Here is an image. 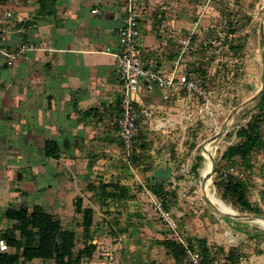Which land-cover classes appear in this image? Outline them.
<instances>
[{
  "label": "rangeland",
  "instance_id": "obj_1",
  "mask_svg": "<svg viewBox=\"0 0 264 264\" xmlns=\"http://www.w3.org/2000/svg\"><path fill=\"white\" fill-rule=\"evenodd\" d=\"M152 1L138 0L141 14L146 15L147 11L151 12L154 8L161 7L159 3L153 4ZM208 1L165 0L163 3V6L171 7V11L168 9L169 13H164V15H168L165 18L166 21L175 20V22L171 25L166 24L161 38L167 39L168 37L175 40L171 42L173 43L171 45L173 53L174 51L180 52L182 41L185 39L184 32L178 29L177 24L189 22L190 25L192 24L187 32V35L193 32L192 48L183 60L182 71L192 75L194 70H197V74H193L202 82L206 95L190 96L186 90L178 89L172 91V95L168 99H164L163 92L157 85L154 86L152 92L145 93V106L139 108V132L146 134L150 144L147 163H141L138 167L134 166L130 176L125 172L124 175L119 173V167L124 166L123 163L127 156L124 154L125 148L120 138L117 140L118 136L115 137L114 156L110 160L106 157L107 163L102 158L99 149L94 153L96 155L91 156L92 162H95L92 173L89 172L86 165L90 158V156L87 158L86 154L90 150V143L83 146L80 158L70 153V157L66 159L64 186H70V188L74 186L75 191L67 190L64 206L60 204L56 208V205L50 204L51 208L46 207V209L60 218L66 228L74 230L78 236H81L79 217L75 212L76 199L83 197L84 205L94 208L93 242L99 248L91 259L85 258L83 264L92 262H94L93 264L97 262L107 264L108 253L119 241L118 254L124 264H147L148 260L152 259L157 264H177L166 254V250L162 246L155 243V238H152L157 234L154 230L168 227H166V221L156 211L154 200L144 187L146 169L150 173L152 166L166 162L174 169V174L167 183V187L177 193V204L171 209L177 226H179L178 222L186 223L193 216L206 215L210 221L207 225H202L198 232L211 239V243L209 242L211 245L235 246L238 248L240 264H264V226L256 220L242 221L231 218L240 223L226 221V216L217 212L206 201L200 190L203 180L202 170L207 163L203 150L204 144H207L206 142L210 138L220 132L235 108L240 107L243 102L261 89L263 69L260 26L264 18V0H211L210 4ZM176 4L177 6H175ZM208 5L214 6L209 9V12ZM99 9L103 10V8ZM103 12L101 16L107 14L106 10ZM117 32H119V28ZM212 40H221L222 44L217 47L212 46L211 50L210 42ZM168 47L170 48V45H167ZM172 52L167 53V56L157 63L153 61V65L165 73H169L174 66V60L170 57ZM122 93L123 86L121 84V96ZM151 95L155 101L152 99L149 102L148 97ZM258 97L240 107L218 138L209 143L211 153L216 161L210 188L214 189L217 197L221 199L222 191L218 189L216 182L220 179L219 174L233 164L231 160L222 158V155L228 146L237 143V130L252 120V117L259 112L262 102ZM144 109L148 110L149 115L144 114ZM109 117L115 130V125H118L119 113L116 112L113 118L112 115L107 116V118ZM15 130L17 129L15 128ZM0 135L9 136L11 135L10 130L0 128ZM15 137L8 143L6 142L10 147H17L16 151L19 155L14 163L11 162L9 169L11 171L9 178L14 186H5L4 183H1L0 198H7L11 205L17 207L19 204L30 206L34 201L49 202L50 198L47 199L45 189L46 186H51L54 182L52 179L50 181L52 183H49L46 173H44L45 161L42 160L41 155L42 144L34 142L27 146L23 135ZM29 150L34 152V159L24 158V154ZM4 153V151L0 152V171L1 167L5 166ZM252 164L251 172L247 177L246 174L242 177L246 178L248 183L250 201L260 207L261 214L264 216V150L253 154ZM236 165L239 170L244 169L243 164L238 162ZM24 179L27 183H31V186H26L24 182L21 184L20 182ZM104 179L110 181L120 179V182L123 181L130 185L131 191L135 195L133 202H141L144 205H140L142 206L141 211L149 219L148 224L141 223L138 229H130L128 233L116 229L115 221H113V226H109L107 223L111 220L109 211L111 208H115L116 214L121 218L120 222H123L121 228H125L128 208L126 203L112 204L108 209L100 207L96 201L95 191L88 185L91 182L97 183ZM56 180L54 179V181ZM52 186L56 191L57 183ZM22 191H25L27 196ZM29 194H32V198ZM50 194H54V191L51 190ZM129 203L127 202V204ZM226 203L236 210V214H254L243 212L231 203ZM8 206L0 204V234L12 226L11 221L4 215V210ZM179 229H183L182 226ZM218 241L220 244L217 243ZM82 243L83 241L80 240L77 248L82 247ZM32 264L54 263L50 260H35Z\"/></svg>",
  "mask_w": 264,
  "mask_h": 264
},
{
  "label": "crops",
  "instance_id": "obj_2",
  "mask_svg": "<svg viewBox=\"0 0 264 264\" xmlns=\"http://www.w3.org/2000/svg\"><path fill=\"white\" fill-rule=\"evenodd\" d=\"M124 2L125 0H0V27L8 32L9 46H15L21 41H32L44 46L43 50L31 52L29 59L25 61L4 65L0 73V128L9 129L11 134L0 135V152H5L0 185L4 183L5 186H14L9 178V169L11 162L14 163L19 155L17 147H10L6 142L21 135L27 146L34 142L42 144L41 155L45 161L43 167L46 179L49 183H57L56 191L52 186L54 183L46 186L49 202L34 201L32 205L39 203L47 208H51L50 204L56 205V208L60 204L64 206L67 190L75 191L74 186H64L66 159L71 154L80 158L85 144L90 143V150L86 152L87 158L90 156L88 162L98 149L106 160L105 163L106 157L110 160L114 156L115 137L118 136L117 140L120 138L118 125H115L114 130L110 117L107 116L112 115L113 118L116 112L119 116L121 113V82L116 70V54L120 50L117 31L123 22ZM152 3H159L161 7L147 11L146 15L142 14L140 26L143 31L144 56L157 63L169 54L167 45L175 41L167 36V39L161 38L166 24L171 25L175 20L165 19L162 23L157 21L154 11L169 13L171 7L163 6L165 0H153ZM210 3L211 0L208 1ZM93 8H103L107 14L101 16L104 13L102 9L101 14H93ZM212 8L213 5L209 6L208 12ZM4 11H10L12 17L4 18ZM167 16L165 14V18ZM191 25L190 22L177 24L185 36ZM145 97L144 94V104ZM152 99L155 101L152 95L148 97L149 102ZM48 138L56 139L62 145L59 159L44 156L43 148ZM24 158L34 159V152L27 151ZM173 174L172 167V176ZM23 182L26 186H31L26 179L20 183ZM51 190L54 194H50ZM22 193L26 195L25 191ZM9 202L5 197L0 198L1 206H10ZM160 236L162 235H156ZM208 240L211 243V239ZM217 243L220 244L219 241Z\"/></svg>",
  "mask_w": 264,
  "mask_h": 264
},
{
  "label": "trees",
  "instance_id": "obj_3",
  "mask_svg": "<svg viewBox=\"0 0 264 264\" xmlns=\"http://www.w3.org/2000/svg\"><path fill=\"white\" fill-rule=\"evenodd\" d=\"M93 9L91 10L92 13L96 14ZM154 12H156V20L162 23L165 20L163 11L155 10ZM171 45L170 48H166L170 53L172 52ZM178 55L179 51H174L170 57L176 59ZM196 72L197 70H194L193 73L196 75ZM193 73L192 76H195ZM258 99L262 102L259 112L252 117V120L237 130V143L228 146L222 155V158L231 160L233 164L230 166L237 168L236 163L243 164L244 169L240 170L244 172V175L246 174V177L253 167V154L264 150V92L260 94ZM149 145L146 134L139 132L135 138L132 152L129 156L126 155L125 159H127L123 163L124 166L119 167V173L124 175L125 172L126 175L130 176L134 166L138 167L141 163H147ZM43 151L45 157L59 159L62 145L56 139L48 138L45 141ZM159 165L152 166L150 173L146 169L144 187L162 199L167 210H171L177 204V193L167 187L170 180L161 184L151 178L152 172ZM87 167L90 173L94 171L95 164L91 159ZM223 172L224 170L219 174L220 179L216 182L218 189L222 191V200L240 208L243 212L262 215L260 207L257 204L254 205L249 199V186L246 178L232 174L225 176ZM88 186L95 191L96 201L101 208L108 209L112 204L126 203L128 208L126 211L128 215L125 218L126 227L121 228L123 222H120L121 218L116 214L115 208H111L109 211L111 213V220L107 222L109 226H113V221H115L116 229L128 233L130 229H138L141 223L148 224L149 219L141 211V207L144 205L141 202H133L135 195L132 193L129 184L120 182V179L114 181L104 179L97 183L91 182ZM127 202L130 203L127 204ZM75 212L79 217L81 236H78L74 230L66 228L61 219L55 216L53 212L48 211L42 204L8 206L4 210V215L11 221L12 226L0 235L6 239L9 249L0 251V264H32L35 260H50L54 264H83L85 258L91 259L99 248L93 242L95 210L92 206H85L83 197H79L75 202ZM225 220L230 223H240L230 217H225ZM208 221L210 220L206 215H202V217L193 216L186 223L178 222V227L181 228L182 226L183 229L181 230L184 234L186 233V238L190 244L198 246L203 255L204 264H240L238 248L211 245L206 235L202 236L198 232L199 228L202 225H207ZM166 227L168 228L154 230L157 234L162 235L156 237V234L155 237H152L155 238V243L162 246L166 250V254L174 259L177 264H189L183 261L186 254L185 247L171 236L172 231L169 226L166 225ZM80 240L83 241V246L77 248ZM147 264H157V262L152 259L148 260Z\"/></svg>",
  "mask_w": 264,
  "mask_h": 264
},
{
  "label": "built area",
  "instance_id": "obj_4",
  "mask_svg": "<svg viewBox=\"0 0 264 264\" xmlns=\"http://www.w3.org/2000/svg\"><path fill=\"white\" fill-rule=\"evenodd\" d=\"M96 14H101L99 8L93 9ZM123 22L119 26L118 41L120 50L116 54V70L123 86V93L120 99L121 114L117 121L118 134L125 148V154L129 156L134 148L135 138L139 135V108L145 106L143 95L145 92H152L157 85L163 92V98L168 99L172 91L184 89L190 96H205L206 91L202 82L189 73L182 71L183 60L192 48L193 32L185 36L182 41V49L178 57L174 60L173 69L165 73L158 67H155L151 61L145 58V47L142 43L143 31L140 26L141 12L138 6V0H125L122 6ZM4 18L12 17L10 11L2 13ZM221 40H212L210 49L220 46ZM44 46L32 41L18 42L15 46L8 44V32L0 27V73L4 65H13L29 59L30 53L37 50H43ZM1 83V80H0ZM145 115H149L148 110H143ZM225 176L232 174L243 176L244 172L234 166L224 170ZM152 200L155 203V209L166 221L171 229V236L180 242L186 249L183 258L184 263L204 264L203 255L197 245L188 242L186 235L177 226L176 219L172 211L167 210L163 200L155 196L151 191ZM120 241L108 253L107 264H124L118 254ZM8 243L0 235V251H7Z\"/></svg>",
  "mask_w": 264,
  "mask_h": 264
},
{
  "label": "water",
  "instance_id": "obj_5",
  "mask_svg": "<svg viewBox=\"0 0 264 264\" xmlns=\"http://www.w3.org/2000/svg\"><path fill=\"white\" fill-rule=\"evenodd\" d=\"M260 37H261V43H262V69H263V74H262V86L261 89L251 98H249L248 100H246L245 102H243L240 107L246 105L247 103H249L250 101L254 100L256 97H258L263 91H264V18L261 22V26H260ZM237 107L235 108L232 113L228 116L226 122L224 123V125L222 126L220 132L218 134H216L215 136H213L212 138H210L206 143H210L212 141H214L215 139L218 138V136L220 135V133L223 131V129L225 128V126L227 125V123L231 120L232 116L237 112V110L240 108ZM203 150L206 152L208 151L206 144H204L203 146ZM209 152V151H208ZM210 159H211V165H212V172L209 175L203 176V180L201 182V185L203 187H206V183L208 179H211L213 174L215 173V166H216V161L215 158L213 156L212 153H210ZM172 177V166L171 165H167V166H159L157 168L154 169L151 178L157 182V183H161L163 184L165 181L170 180ZM206 201L212 206L214 207L217 212L221 213L222 215L226 216V217H230V218H234L237 220H264V216L260 215V214H229V213H224L222 212L214 203L211 199L205 197Z\"/></svg>",
  "mask_w": 264,
  "mask_h": 264
},
{
  "label": "bare ground",
  "instance_id": "obj_6",
  "mask_svg": "<svg viewBox=\"0 0 264 264\" xmlns=\"http://www.w3.org/2000/svg\"><path fill=\"white\" fill-rule=\"evenodd\" d=\"M206 147L208 149V151H204L205 152V156L207 159V163L204 166V169L202 170V174L203 176L209 175L212 172V165H211V159H210V146L207 143ZM211 179L207 180L206 183V187L201 186V193L204 197H207L209 199H211L213 201V203L224 213H229V214H236V210H234L230 205L226 204L221 198L217 197L216 192L214 191V189H211ZM257 222H259L262 226H264V220H256Z\"/></svg>",
  "mask_w": 264,
  "mask_h": 264
}]
</instances>
